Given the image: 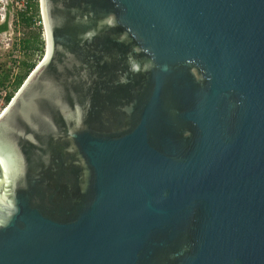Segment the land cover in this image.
Masks as SVG:
<instances>
[{"label":"water","instance_id":"95a60500","mask_svg":"<svg viewBox=\"0 0 264 264\" xmlns=\"http://www.w3.org/2000/svg\"><path fill=\"white\" fill-rule=\"evenodd\" d=\"M40 9L49 54L0 117V264H264V0Z\"/></svg>","mask_w":264,"mask_h":264},{"label":"trees","instance_id":"16d2710c","mask_svg":"<svg viewBox=\"0 0 264 264\" xmlns=\"http://www.w3.org/2000/svg\"><path fill=\"white\" fill-rule=\"evenodd\" d=\"M18 19L23 28L28 30L27 36L21 40L20 46L24 49H32L39 55H36V58L25 55L26 57L20 61L18 65L19 74L15 83V91L7 97L8 104L45 55L46 42L43 38V24L38 0L29 3L26 11L19 12ZM36 21L41 23L35 27ZM34 28H36V30H34ZM8 30V19L0 22V34ZM12 56V51H9L7 60H5L3 63H0V86L4 85V82L7 80L10 70V63L13 62Z\"/></svg>","mask_w":264,"mask_h":264},{"label":"built area","instance_id":"2783aa9c","mask_svg":"<svg viewBox=\"0 0 264 264\" xmlns=\"http://www.w3.org/2000/svg\"><path fill=\"white\" fill-rule=\"evenodd\" d=\"M33 1L35 0H11V2L13 3V9H12L10 21H11V27L14 31L15 29L19 30L20 28L18 13L26 11L29 3ZM0 16L1 18H3V13H0ZM14 31L8 34L7 33L0 34V43H5L7 48H9V50L12 51V55H13L12 56L13 62L10 63V70L7 80L4 82V85L0 86V117L6 110L7 106L9 105L7 103V97L15 91V83L17 81V77L19 74L18 65L20 61L26 57L25 55H28V57H33V58L34 57L36 58L37 57L36 55H39L36 51H33L32 49H24L20 46V42L23 38L17 39V41H13L12 34H14ZM22 36H24V34Z\"/></svg>","mask_w":264,"mask_h":264},{"label":"rangeland","instance_id":"374dc122","mask_svg":"<svg viewBox=\"0 0 264 264\" xmlns=\"http://www.w3.org/2000/svg\"><path fill=\"white\" fill-rule=\"evenodd\" d=\"M35 23H36L35 24V27H36L41 22L36 21ZM34 30H36V28H34ZM42 30H43V38L46 41V35H45L44 27H43ZM27 31L28 30L25 29V28H23V26L20 24L19 30L15 29L14 34H12V40L13 41H17V39L24 38L25 36H27ZM23 34H24V36H22ZM14 44H15V42H14ZM9 51H10L9 48H7V46L5 45V43H0V63H3L5 60H7V58H8V52Z\"/></svg>","mask_w":264,"mask_h":264},{"label":"flooded vegetation","instance_id":"af4514ba","mask_svg":"<svg viewBox=\"0 0 264 264\" xmlns=\"http://www.w3.org/2000/svg\"><path fill=\"white\" fill-rule=\"evenodd\" d=\"M38 2H39V7H40L41 0H38ZM12 9H13V3L11 2V0H0V13H3V18H1L0 16V22H3L6 19H8V26H9V30L1 34H5V33L8 34L14 31L11 27V21H10ZM40 14H41V9H40ZM41 18H42V15H41ZM42 24H43V20H42Z\"/></svg>","mask_w":264,"mask_h":264},{"label":"bare ground","instance_id":"6f19581e","mask_svg":"<svg viewBox=\"0 0 264 264\" xmlns=\"http://www.w3.org/2000/svg\"><path fill=\"white\" fill-rule=\"evenodd\" d=\"M45 28H46V30H47V34H48V28H47V26L45 25ZM46 34V33H45ZM47 39V38H46ZM46 45H47V53L49 54V51H50V41H49V39H47V42H46Z\"/></svg>","mask_w":264,"mask_h":264}]
</instances>
